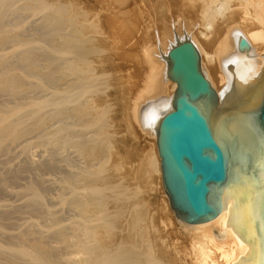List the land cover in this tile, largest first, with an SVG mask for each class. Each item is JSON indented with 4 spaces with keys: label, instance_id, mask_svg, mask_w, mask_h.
<instances>
[{
    "label": "rangeland",
    "instance_id": "374dc122",
    "mask_svg": "<svg viewBox=\"0 0 264 264\" xmlns=\"http://www.w3.org/2000/svg\"><path fill=\"white\" fill-rule=\"evenodd\" d=\"M25 1L26 0L16 1L17 3H15L11 13H7V16L3 19L4 26L2 25L4 30L6 29L7 31L17 33L20 36V41L24 44L17 45L13 43V45L12 42H9L5 45L6 47H3L5 48L4 50L3 48H1L2 50L0 49V55L4 58H6L7 55V58H10L11 62L19 61L21 58L19 59L18 55H21L22 51L24 52L27 50L31 54H34L37 59L36 64L37 67L39 66L38 68H40V70L38 69L40 72L37 71L39 73L38 75L36 72L37 77H35V73L32 74L33 76H30L31 73L29 74L28 70H25V73L23 72L24 69H18L17 71L29 85L35 83L32 86L36 85L35 87L37 88L36 90L35 87L30 86L36 91L33 94V90L30 88L27 93L31 91L32 93L30 95L33 94L35 96L32 95V98V96L26 94L23 101L26 99L27 101L25 102L48 100L49 97L50 99L52 98L53 92H56L58 95L57 98H59L64 94L63 90L67 89V78L63 80L64 82L61 79L57 84L54 83L55 85L50 82L49 78L48 80L46 79V75H48L51 69L50 61L53 60L56 64H61L64 63L66 59L70 60V57L72 58L73 56L69 55V58L66 55L63 56L62 48H60L62 46L61 39H65L67 36L69 37V31H67L65 25H63L64 30L63 27H57L56 32L52 33L49 28V19L51 15L65 17L73 14L80 17V23L86 24V26L84 25V30H86L84 34H87V36L90 34L91 36H89L92 37V41H90V43L87 42L91 40H88V36L87 39H84V42L87 40L86 43L83 44L81 42L83 45L80 43L77 49L86 48L88 44L90 46L92 44V47L95 48V51L87 53L85 56V58L87 57L85 63L89 65L88 68H91L88 74H91L95 81L94 90L89 93L80 95L78 92H75L72 95L74 97L72 102L61 101L56 107H48L46 109L48 115L52 116L49 124L47 123L48 125H46V128L48 127L46 129L47 132H53L56 126L58 127L56 130L60 129V127L69 128L74 133L73 139L69 138V140H64V142L68 140L67 143L69 144L63 142L64 146L61 144L58 146L53 144L55 148L49 146L51 145L49 144L51 133L49 132V134L47 133L46 135L42 132L44 136L42 133L40 134L42 137H38L39 134H31L28 138H25L26 140H20L16 146L13 145L15 149H12V146H10L11 150L8 148L6 150L7 152H2L4 156L0 154V175L4 178L7 177L6 179H8V181L10 180L9 182L6 180L5 183L7 186L4 183L2 185L3 187H0V212L6 213L8 209L6 213L8 219L5 220L6 222H3L4 224H0V230L14 233L26 229L29 223L32 222L33 224L35 223L32 237H39L38 234L46 230L45 226L50 223L49 217L45 215L43 210H51L58 213L57 215L61 218L62 224L68 227L67 233L71 232V236L70 233L68 236L74 240V238H72L73 232L70 227L74 221L79 220V212L69 204L60 206L58 203L59 198L62 196L68 199L70 198V190L68 189V185L65 184H67L66 181L72 177L71 174L78 180L81 194L85 192L84 194L87 195L88 190L85 184L87 185L92 179L86 177V168L92 169V171L98 168L101 177L104 176L107 183H109L105 199L101 204L105 205L103 209L100 207V212L106 216L107 223L112 224L114 222L117 224H115L116 228L114 227L112 231L110 229L106 230L104 228H107V226L103 225L105 221L99 220L98 224L100 225L98 226L100 229H98V227L93 229L96 236L94 237L92 235L94 240L100 241L99 243L102 242L103 244L107 243L106 245L111 247L121 248L122 251L127 252L134 249L136 252L144 253L145 251V253L151 256L149 252L152 251L156 261L155 262L153 259V264H162L163 262V264H167L169 261L168 264H191L192 262H189L191 261V257H193V252H190V238L178 230L177 217L171 210L169 200L162 187L159 169H153L147 165L148 159L152 156V153L155 152V142L153 139L148 138L139 125L132 120V107L141 97H146L142 100H147L148 88L151 86L158 73V70L153 64V53L157 45L156 43L159 39L161 40L163 36L165 37L168 32H172V30H177L178 28L180 29L182 26L185 29L189 28L188 30L193 29L195 24L197 22L199 23L197 11L202 5L201 3L203 0H40V2L42 1L41 4L38 0H35L39 2V7L37 6L38 2L36 3L34 1L35 3L32 4L34 9L29 10L33 8L30 7L27 11L25 10L26 7L24 8ZM46 3L53 4V9L48 10V8H46ZM179 3H181L182 6ZM223 3L225 7L223 8L222 6L221 11L223 10V13H220L224 15V18L227 17L226 15L230 16L231 13H233L232 10L239 6L241 7V2L238 0H225ZM26 4L29 5L28 2ZM81 19H83V21H81ZM215 24L216 22L214 25ZM213 29L215 28L211 27L210 30L212 31H208V36L211 37L214 35L215 32ZM87 31H89V33ZM21 39L25 41L23 42ZM52 40L61 42L58 51L52 50ZM199 41L204 42L203 39H199ZM207 42L208 40L205 41V43ZM81 46L83 47L81 48ZM8 56H12L13 58ZM20 57H22V55ZM12 59H16V61H12ZM26 73L29 75L27 76ZM41 73H45V76ZM29 81L32 83L30 84ZM38 88L41 92L38 91ZM28 96H30L29 100ZM7 97L0 98V100H2L0 102L6 106L5 108H11L18 102V100L14 101L11 97ZM22 97L24 98V95ZM22 97L19 99L20 101H22ZM2 98L9 99L7 102L10 100L13 102L11 101L8 104L6 100ZM30 98H32V100ZM88 100L93 101V103L95 102L97 108L105 109L106 111V123L103 129L99 131V140L100 143L104 141L107 142V152H105V158L102 159V161L99 159L101 163H98L99 160H97L98 162L95 160V163H91L92 165H90L88 160V152L94 147L95 143L91 142L90 140L92 139L89 137L97 136L98 132H95L97 129L93 131L92 129L87 130L83 128L80 126L81 123H78V118H74L75 113H73L75 108L81 104L87 103L86 101ZM20 101L19 103H21ZM12 103L13 105H11ZM3 105L2 107H4ZM57 110H65V112L63 111L64 113L60 115V111L58 113ZM55 113L57 116H54ZM99 127L97 126L96 128ZM91 130L93 132H91ZM38 138L40 140H38ZM41 141H44L42 143L47 141L46 143H48V145L46 143L42 144ZM79 145H82L83 151L78 150ZM26 147L29 150H27ZM57 147H59V149H57ZM95 164L97 167L94 169L92 167L95 166ZM48 166L53 167H49L51 170L54 169V167L55 169L50 171ZM6 168L7 172L9 168H12V172L15 171V175L17 174V180L14 178L16 181L12 182L14 184L10 183L14 176L10 174L11 177L9 172L7 173L5 171ZM63 179H66V181ZM7 183L11 187L8 186ZM33 184L38 186L41 193L43 189L46 191L42 193V207L44 209H40L41 215L35 213V217L33 211H28L24 208L25 200L29 197L31 192H33L29 186ZM39 184H41L40 187ZM112 186H114V188L109 189ZM8 187L15 192L10 188V190L7 189ZM41 187L43 188L40 189ZM64 187H66V189H64ZM1 189L3 193H1ZM8 192L11 193L9 194ZM84 194L83 196L81 195L82 198H84L83 200L88 199L89 194L87 197H84ZM4 205H9V207L12 206V209L9 210L8 206L5 207ZM14 207H17L18 213H16L17 211ZM22 210L24 211L22 212ZM11 212L14 214L12 215ZM9 214H11V216ZM39 215L41 217H39ZM45 217H47V219ZM83 227L86 229L90 227V229H92V225L89 223ZM38 231L41 232L38 233ZM112 232H114L113 235ZM130 238L131 240L134 239V241L131 242L133 245H130L129 248L130 242L128 244H126V242L129 241ZM47 239L48 244L50 246L52 245L51 247H53V250H56L55 252L58 251L57 254L62 252L64 256L69 257V254L72 253V249L70 252L67 250V253L66 250H64V252L62 249L57 248V244L59 247L60 244L57 241L54 242L55 239ZM51 241L52 243H50ZM0 242H2V240H0ZM134 243H136L135 246ZM70 256L76 257L77 259L82 257L76 254ZM151 257H153V255ZM157 257H159V261H157ZM170 257L173 258V263ZM184 258L185 260H183ZM167 259L170 260L168 261ZM176 259L177 261H174ZM161 260H163V262Z\"/></svg>",
    "mask_w": 264,
    "mask_h": 264
},
{
    "label": "bare ground",
    "instance_id": "6f19581e",
    "mask_svg": "<svg viewBox=\"0 0 264 264\" xmlns=\"http://www.w3.org/2000/svg\"><path fill=\"white\" fill-rule=\"evenodd\" d=\"M16 1L18 2V0H0V49L3 48L9 42H12V44L14 43L17 45L24 44L20 41V36L17 33H13L12 31H7L6 29L5 31L3 29L4 28L3 19L5 18V16H7L6 15L7 13L9 12L11 13V11L14 8L15 3H17ZM34 1L35 0L25 1L26 3L28 2L29 4V5H27L26 3L24 4L25 5L24 8L26 7L25 8L26 11L30 7L31 8L33 7L32 4L36 2ZM38 1L40 2V0ZM42 1L40 2V4L42 3ZM222 1L223 0H203L201 3L202 5L198 9V11L196 10L199 23L197 22L195 24V27H193V29L188 30L189 28L185 29L182 26L180 29L178 28L179 30L177 29V30H172V32H168V34H166L165 37L163 36L162 39L161 40L159 39L158 42L156 43L157 45L153 53L154 55L153 64H154V67L158 70V73L156 77L154 78L153 83L148 88L149 92L147 93V96H148L147 100L144 101L142 99L146 97H141L138 100V102H136V104L132 107V120L135 121L139 125L141 130L144 131L145 135L148 136V138L153 139L155 142V152L152 153V156H150V158L148 159V163H147V165L150 168L159 169L160 171V158L158 156L157 146H156L157 128H158V125L161 119L164 117V115L172 111V101L174 98L175 90L177 88L176 83L172 82L167 77V55L169 51L178 42H182L185 40L191 41L197 48L199 55L201 57V71L203 72L207 80L210 82L211 87L215 90L217 95L221 94L225 89L235 85L238 81H240L243 75L245 74V72L247 71V69L264 53V0H238L239 2H241L240 3L241 7L239 6L240 8L238 7L236 9L231 8V9H234L232 10L233 13H231L230 16L226 15L227 16L226 18H224V15L222 14L223 10L221 11L222 6L223 8L225 7L223 3L225 2V0L223 2ZM39 2L37 5L38 7L40 5ZM46 4H47L46 8H48V10L53 9L54 7L53 4H48V3ZM33 9L34 7L29 10H33ZM188 11H191V10H188ZM55 16L51 15L50 19L48 18L50 31L54 33L56 32L57 27L61 28L63 27V25H65V29L69 31L68 32L69 37L67 36L66 38L63 37L65 39H61L63 47L61 46V42L52 40V44H51L52 50L58 51L59 47L61 46L60 48H62L63 56L64 55H66L67 57L69 55L71 56L73 55V56L72 58L70 57V60L66 59L65 62L61 64H56L53 60L50 61L51 69L48 75H46L47 77L46 79L48 80L49 78L52 84L54 83L57 84V82L60 81L61 79L63 81L64 79L67 78L66 79L67 89L63 90L64 94L59 98H57L58 95L56 94V92H53L52 98L50 99L49 97L48 100H42L40 102H33V101L25 102L27 101L26 99L25 101H23V99H25L26 97L25 96L26 94L30 95L32 92L34 94L37 88L35 87L36 85L32 86L35 83L32 85H29L21 77V75L17 73V71L18 69H21V70L24 69L23 72L25 73V70L26 71L28 70L29 74L31 73L30 76H33L32 74L35 73V77H37L36 72L37 71L40 72L39 71L40 68H38L39 66L37 67V64H36L37 59L35 55L31 54L28 50L24 52L22 51V54H21L22 57H20L21 55H18L19 53L17 54L19 56V59L21 58L17 62H11L10 58L9 59L7 58V55H6L7 59L0 55V98L9 96L12 99H14V101L18 100V102H16L14 105L13 103L11 104L13 105V107L11 108L9 107L5 108L6 106H4L2 102H0V154H2V152L10 148V146H12V149H15L13 145L16 146V144H18L20 140L24 141L23 139L28 138V136L31 134H39L38 137L41 136L40 134L42 132H44V134L46 135L47 133L49 134L50 131L47 132L46 129L48 127L46 128V125L49 124V121L52 116H49L48 112H46V109L48 107H56L58 104H60L61 101L72 102L74 98L72 95L75 92H78L80 95H85L89 93L90 91L94 90L95 79L91 76V74L90 75L88 74L89 71H91V68H88L89 65L85 63V59H87V57L85 58V56L87 53H91L95 51V48L92 47V44L91 46L88 44L87 47L84 46L86 48L77 49V47L79 46L81 42L83 44L86 43L87 40L84 42V39L85 38L87 39L88 36L90 35L89 34L87 36V34L86 35L84 34V31H86L84 30L86 24L80 23L79 22L80 17H77L73 14L67 15L65 17L64 16L55 17ZM81 21H83V19H81ZM215 22L217 24V25L215 24L216 27L214 25ZM211 27L215 28L213 29L215 33L213 36L210 37L208 36L209 35L208 31L210 32L212 31L210 30ZM63 30H64V27H63ZM87 32L89 33V31ZM90 36L88 40L92 38ZM241 38H244L248 42L249 47H250L249 50L247 51L239 50L238 43ZM199 39H203L204 42L199 41ZM21 40L23 41V39ZM206 40H208L207 43H205ZM90 41H92V39L87 42L90 43ZM82 47L83 46H81V48ZM4 49L5 48H3V50ZM8 57H12V56H8ZM14 60L16 61V59ZM14 60L12 59V61ZM38 72H37V75L39 74ZM29 74L26 73L27 76ZM42 75L45 76V73ZM31 83L32 82H30V84ZM30 86L35 87L36 90ZM30 88L33 91L32 92L30 91L29 93H27V91ZM39 88H38V91H40ZM23 95H24V98L22 97ZM30 96H28V100ZM21 97H22L23 102L19 100L21 99ZM7 98L6 99L2 98V99H5L7 102L9 100ZM32 98L30 99L32 100ZM11 101L12 100H10L9 102ZM19 101L21 103H19ZM9 102L7 103L9 104ZM86 102L87 103H84L83 105L81 104L80 106L75 108L74 109L75 111L73 110L74 111L73 113H75L74 118H78L79 120L78 123H81V125L79 124L80 126H82L83 128H86L87 130L92 129L94 131V129H97L95 130V132H98L97 136L89 137L92 139L90 141L95 143L94 147H92L88 152V160L90 162V165H92L91 163L94 162L95 160L96 162H98L97 160L99 159L102 161V159L105 158V152H107V142L104 141L100 143V140H99L100 139L99 131L103 129L104 124L106 123V118H105L106 111L105 109L97 108V106L95 105V102L93 103V101L88 100ZM2 105L4 107H2ZM61 111L59 113L60 115L65 112V110H63L64 112L63 111L61 112ZM56 113L54 116H57L58 113L57 114ZM97 126L98 127L101 126L99 127L100 129L96 128ZM56 128L58 127L56 126ZM56 128L54 131L52 130L53 132H50L51 134L49 137V141H50L49 144L51 145L49 146H53L54 148L56 145L58 146L60 144L64 146L63 144L64 140L66 139L69 140V138L73 139L74 133L69 128L60 127V129H57V130ZM92 130L91 132H93ZM38 140L40 139L38 138ZM42 142L44 141H41V143ZM45 143H42V144H45ZM46 144L48 145V143ZM57 149H59V147H57ZM9 150H11V148ZM78 150L83 151L82 145L78 146ZM100 160L98 163H101ZM97 166L99 167V164ZM97 166L95 164V166L93 167L91 166V167L95 169V167ZM49 167H52V166H48V168ZM86 169H87L86 177L88 178L90 177L92 179V181L90 180V182L87 185L85 184L89 195L87 193L86 194L88 195L89 198L88 199L85 198L86 200H83L84 198H82V196L85 192L83 191L84 193L82 192L83 194H81L78 180L73 177V174H71L72 177L69 176L70 177L69 180L66 181L68 176L66 177L65 180L63 179L64 181L67 182V184L65 185H68V189L70 190V198L68 199L61 195L62 197L59 198V202H58L60 206L69 204L71 205V207L78 210L79 212V220L74 221L70 227L73 232L72 238H74V240H72L68 236L69 233L71 236V232L67 233L68 227L62 224L61 218L57 215L58 214L57 212H53L51 210H43L45 212V215L49 217L50 223L46 226L44 225L46 227V230L42 232L38 231V233L41 232V234H38L39 237L36 236L37 238L32 237L33 236L32 231H33L34 224H35V223L33 224L32 222L29 223V225L27 224L28 226L26 227V229L20 230L18 232L11 233L5 230H0V240H2V242H0V264H153L152 261L154 259V254L152 253L151 250H150L151 252L149 253H151V256L153 255V257H151L150 254L148 255L147 253H145V251H144L145 254L143 252H136L134 249H131V251H128V252L122 251L121 248L119 249L118 247H111V246L106 245L107 243L103 244L102 242L99 243L100 241L94 240L93 236L94 237L96 236L94 234L95 232H93V229L97 227L98 229H100L98 226L100 225L98 224L99 220L105 221V224L103 223L102 224L104 226H107V228H104V229L106 230L110 229L111 231L113 230L114 227L116 228L115 224L117 223H114V222L112 224L107 223L106 216L102 212H100V207L103 209L105 205V204L103 205L101 204L105 199V194L109 187L108 185L109 183H107V180L104 176L101 177L100 172H99L100 170L98 168H96L95 171H92V169L90 170L89 168H86ZM6 170L7 168L5 169V171ZM12 170H13L12 168L8 169L9 175L11 174L14 176L12 177L10 175L13 178V180L10 178L12 180L10 183H12L13 181H16L18 178L17 174L15 175L14 173L15 171L12 172ZM49 170L52 171L50 168ZM160 174H161V171H160ZM6 178L0 175V187L6 182V180L8 181V179ZM14 178L16 180H14ZM40 185L41 184H39V187ZM8 186L10 185L8 184ZM10 187H8L7 189H9ZM29 187L33 190V192H31V194L25 200V202L23 201L25 204V205L23 204L25 206L23 207L28 211L29 210L33 211V214L38 213L41 215L40 209H44L42 207L43 206L42 193L46 191H44L43 189V192L41 193L39 191L38 186L34 184ZM42 188L43 187H41L40 189ZM111 188L113 189L114 186L110 187L109 189ZM64 189H66V187H64ZM1 193H3L2 189H1ZM87 195L84 194V197L85 196L87 197ZM232 202H233L232 199H229L227 202V211L221 213L214 220L209 221L204 224L191 225L177 218L176 221H178L177 225L179 226V229H178L179 232H181L182 234H185L186 236L190 238V242H191L190 252L191 253L193 252L192 254L193 257H191L190 259L191 261L189 263L192 262L193 264H234L242 256H245L247 254V251L249 250V246L238 239V237L233 233L232 228H225L226 221L229 216V206L232 205ZM7 206L9 210L12 209L11 208L12 206L11 207H9V205ZM15 209L17 211V207ZM24 210H22V212ZM7 212H8V209H7ZM6 213L0 212V224H2L5 220L8 219ZM16 213H18V211ZM11 214L13 215L14 213L11 212ZM11 214L9 215L11 216ZM40 215L39 217H41ZM35 216L36 214L34 215V217ZM45 218L47 219V217ZM87 223L92 225V229H90V227L87 229L83 227ZM113 233L114 232H112V235ZM47 238L55 239L54 242L57 241L60 244V247L57 244V248H60L63 251L68 250L69 252L72 249L74 252L72 251V253L69 254V257L64 256L62 252H59V254H57L58 251L55 252L56 250L55 251L53 250V247H51L52 245L50 246L48 244ZM132 241H134V239L131 240L130 238V240L126 242V244L130 242L129 248H130V245H133V243H131ZM50 243H52V241ZM136 243H134V246ZM72 254H76L82 257L81 258L78 257L79 259H77L76 257L70 256ZM158 258L159 257L156 258L157 261H159ZM171 258L172 257H170V259ZM183 260H185V258ZM161 261L163 262V260ZM171 261L173 263V258ZM174 261H177V259Z\"/></svg>",
    "mask_w": 264,
    "mask_h": 264
},
{
    "label": "water",
    "instance_id": "95a60500",
    "mask_svg": "<svg viewBox=\"0 0 264 264\" xmlns=\"http://www.w3.org/2000/svg\"><path fill=\"white\" fill-rule=\"evenodd\" d=\"M240 51L249 50L241 38ZM195 45L167 55L177 88L157 128L162 187L178 219L204 224L227 211L225 228L249 246L234 264H264V53L217 95Z\"/></svg>",
    "mask_w": 264,
    "mask_h": 264
}]
</instances>
